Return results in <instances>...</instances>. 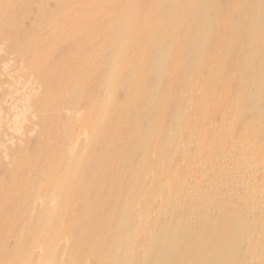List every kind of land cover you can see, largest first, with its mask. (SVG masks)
<instances>
[{"label":"bare ground","instance_id":"bare-ground-1","mask_svg":"<svg viewBox=\"0 0 264 264\" xmlns=\"http://www.w3.org/2000/svg\"><path fill=\"white\" fill-rule=\"evenodd\" d=\"M0 264H264V0H0Z\"/></svg>","mask_w":264,"mask_h":264},{"label":"rangeland","instance_id":"rangeland-1","mask_svg":"<svg viewBox=\"0 0 264 264\" xmlns=\"http://www.w3.org/2000/svg\"><path fill=\"white\" fill-rule=\"evenodd\" d=\"M30 19H31V18H27V19H26V23H27V24L30 22Z\"/></svg>","mask_w":264,"mask_h":264}]
</instances>
